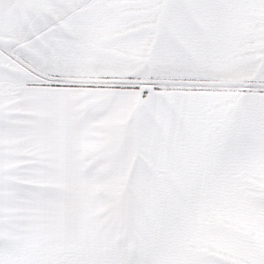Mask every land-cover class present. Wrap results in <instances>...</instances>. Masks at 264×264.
Listing matches in <instances>:
<instances>
[{
	"label": "crops",
	"instance_id": "0c3cea01",
	"mask_svg": "<svg viewBox=\"0 0 264 264\" xmlns=\"http://www.w3.org/2000/svg\"><path fill=\"white\" fill-rule=\"evenodd\" d=\"M86 3L89 11L73 12L51 11L49 0H3L2 27L11 28L2 48L19 83L39 86L24 87L17 104L0 96V181L49 182V246L81 252V264H234L253 255L234 257L227 221L220 240L195 224V175L226 172L230 162L169 151L181 149L180 92L134 87L180 84V67L154 76L147 28L135 37L129 17ZM12 4L23 16L9 18ZM172 45L165 53L180 50V38ZM170 95L177 106L164 105ZM255 255L264 264V248Z\"/></svg>",
	"mask_w": 264,
	"mask_h": 264
},
{
	"label": "rangeland",
	"instance_id": "374dc122",
	"mask_svg": "<svg viewBox=\"0 0 264 264\" xmlns=\"http://www.w3.org/2000/svg\"><path fill=\"white\" fill-rule=\"evenodd\" d=\"M49 1L51 11H68L69 6L73 12L89 11L87 0ZM98 2L102 12L110 17H129L127 24L137 29L135 37H140L143 28H147L145 34L148 37L150 33L152 38L151 52L157 47L152 64L145 59L147 71L148 65H152L153 74L180 67V84L145 81L134 87L180 92L181 149L169 151L180 150V155L202 162L211 159L230 162L226 172L202 171L195 175L200 179L190 185L201 192L200 217L195 224L200 223L202 235L212 233L220 240V231L227 221L226 244L227 247L231 244L234 257L242 256L238 252L244 251L243 254H253L240 258L241 261L234 260V264H256L255 254L264 248V172L262 167L258 170V163H264V0ZM2 3L0 0V96L6 95L12 98L7 103L17 104L24 87L39 85L19 83L15 58H7L2 48V36L11 28L6 23L2 27L6 13ZM7 12L12 13L9 18H15L17 12L24 14L14 4L9 5ZM176 38H180V50L165 53L172 49ZM179 51L180 61H172ZM57 83L51 86L61 85ZM168 100L176 98L166 96V107L177 106V102ZM48 192L47 181H0V264L83 262L79 251H71L66 257L51 250Z\"/></svg>",
	"mask_w": 264,
	"mask_h": 264
}]
</instances>
